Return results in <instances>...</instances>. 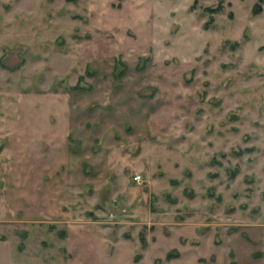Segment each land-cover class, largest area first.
<instances>
[{
    "label": "rangeland",
    "instance_id": "1",
    "mask_svg": "<svg viewBox=\"0 0 264 264\" xmlns=\"http://www.w3.org/2000/svg\"><path fill=\"white\" fill-rule=\"evenodd\" d=\"M0 240L264 264V0H0Z\"/></svg>",
    "mask_w": 264,
    "mask_h": 264
},
{
    "label": "crops",
    "instance_id": "2",
    "mask_svg": "<svg viewBox=\"0 0 264 264\" xmlns=\"http://www.w3.org/2000/svg\"><path fill=\"white\" fill-rule=\"evenodd\" d=\"M7 244H9L8 241L6 242L3 240H0V250L2 251V249H4L3 247L6 248ZM1 251H0V264H4V259L9 260L10 261L9 264H27L25 258L21 257L18 259L17 258L14 259V258H12L11 251H8V252H10L9 254H8V252L5 254H1ZM15 261H17V262H15Z\"/></svg>",
    "mask_w": 264,
    "mask_h": 264
},
{
    "label": "built area",
    "instance_id": "3",
    "mask_svg": "<svg viewBox=\"0 0 264 264\" xmlns=\"http://www.w3.org/2000/svg\"><path fill=\"white\" fill-rule=\"evenodd\" d=\"M135 178H136V180H138V181H141V180H142L141 174H137V175L135 176Z\"/></svg>",
    "mask_w": 264,
    "mask_h": 264
}]
</instances>
